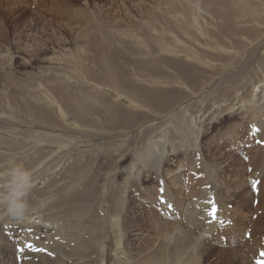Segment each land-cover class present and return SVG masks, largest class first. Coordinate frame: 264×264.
Segmentation results:
<instances>
[{
  "label": "rangeland",
  "instance_id": "374dc122",
  "mask_svg": "<svg viewBox=\"0 0 264 264\" xmlns=\"http://www.w3.org/2000/svg\"><path fill=\"white\" fill-rule=\"evenodd\" d=\"M205 1L225 10L223 0ZM205 1L0 0V173L14 162L31 171L34 187L28 200L35 209L26 222L0 219V264H144L159 246L149 227L150 207L184 225L183 231L198 230L191 238L196 240L194 249L185 257L195 254L199 264L264 261V10H236L233 21L226 22L212 17ZM250 1L264 8V0ZM254 17L259 22H251ZM170 42L184 45L192 55L177 52ZM218 44L224 47L215 48ZM105 56L114 59L117 72L137 89L129 96L142 98L146 87L158 89L159 103L113 99L114 93L102 86L104 71L95 62ZM184 63L196 67L191 77L195 93L181 74ZM159 79L167 83L149 84ZM254 95L261 113L250 103L244 106L242 99ZM65 98L84 99L87 104L79 110L97 126L76 123L67 109L60 113L57 101ZM186 104L192 112L178 120ZM206 105L209 110L215 106L214 115L197 121L194 109ZM98 115L100 121L109 119L106 128L98 124ZM190 118L199 128L196 142L189 135L192 143H184L189 140L184 134L181 141L170 135L162 140L169 130L177 134ZM149 150L154 157L143 155ZM154 158H159V173L165 168L177 171L178 185L164 173L163 179L157 177L150 167ZM242 181L245 187L235 192ZM177 186H182L180 192ZM85 187L92 194L84 198L85 209L63 206L77 200ZM164 187L170 198L164 197L174 203L167 212L158 202L152 205ZM245 191L249 197L243 196ZM113 203L123 207L121 213ZM53 207L72 216L56 217ZM94 222L101 224L100 241L107 245L104 263L95 239L85 250L81 244L90 235L75 237L83 225L93 230ZM78 246L84 257L70 259L67 253Z\"/></svg>",
  "mask_w": 264,
  "mask_h": 264
},
{
  "label": "bare ground",
  "instance_id": "6f19581e",
  "mask_svg": "<svg viewBox=\"0 0 264 264\" xmlns=\"http://www.w3.org/2000/svg\"><path fill=\"white\" fill-rule=\"evenodd\" d=\"M205 1V0H204ZM259 1V0H258ZM218 2V1H217ZM204 3V7L206 6V7H209V9H211L212 10V12H214V14L212 15V17L213 16H215L216 18H217V20H226V22H232L233 21V16H234V14H235V12H236V10H239L240 12L241 11H248L249 9L250 10H252L251 12L252 13H256V12H258L259 14L264 10V5H263V9H261L260 8V6H258V7H256L255 6V3H254V1H250L249 2V0L248 1H245V0H234V4L232 3V2H229L228 0H223V4H224V8H225V10H223V11H219L218 9H213L212 8V5H209V4H207V2L205 1V2H203ZM247 5V7H245ZM215 6V5H214ZM218 8V7H217ZM207 9V8H206ZM210 10V11H211ZM245 21H248V20H246V18H245ZM255 21H258L255 17L254 18H252L251 19V22H255ZM259 22V21H258ZM260 23L262 24V23H264V18L260 21ZM245 25H251L250 23H246ZM96 36V35H95ZM175 40H177V39H175ZM179 43V42H178ZM168 44H170V45H172L174 48H177V52H179V53H182V54H190V52L187 50V49H185V47H184V45H181L180 43L179 44H177V45H175V44H173V42H170V43H168ZM212 46V45H211ZM213 47V46H212ZM222 47H224V44H218V45H216L215 46V48H219V50H221V48ZM108 48V47H107ZM105 50V49H104ZM102 52V51H101ZM100 52V53H101ZM103 53V52H102ZM106 53V52H105ZM96 55V54H95ZM94 55V56H95ZM190 55H192V54H190ZM112 56H114V55H112ZM115 58V57H114ZM211 59H215L214 57H211ZM114 59H112L111 58V56L110 57H108V56H105L104 58L102 57H100V58H96L95 59V62L96 63H98L99 64V66L101 67V69H102V72L104 71V76H103V87L104 88H106V89H108L113 95H114V98L113 99H123V100H125V99H127V100H125L126 102H131L132 104H137V105H140L141 104V102H139V101H142V102H145L144 101V99L146 100V98L151 102V104H158L159 103V101L161 100V98H162V96L161 95H158L157 96V93L154 91V90H158V89H147L148 87H146V91H144V93H142V98L141 97H139V98H133V97H131V96H129L128 94H130V95H136V88L133 86V84H131L129 81H127L128 79L126 78V77H124L123 76V73L122 72H117V70L115 69V65L114 64H112V61H113ZM152 61H151V63L153 64V62H154V60L153 59H151ZM92 62V61H91ZM93 63V62H92ZM115 63V62H114ZM182 63V62H181ZM153 66V65H152ZM194 66V65H193ZM103 67V68H102ZM150 67V66H149ZM153 68V67H152ZM100 69V70H101ZM182 69L185 71V72H183L182 71V76H183V79H184V81H186L188 84H191L192 85V87H193V90H192V93H195V87H196V84L191 80V77H193V75H196V67L195 68H193L192 66H191V64H186V63H184L183 65H182ZM181 71V70H180ZM191 72V73H190ZM198 78H199V76H198ZM189 80V81H188ZM199 80V79H198ZM158 82H160V83H167V82H163L162 81V79H159V80H149V84H159ZM160 86H163V85H160ZM22 87V86H21ZM145 87V86H144ZM198 87V86H197ZM160 88V87H159ZM53 90H52V92L54 93H57V95H60V98L62 99L63 98V96H61V92L58 90V89H56V88H52ZM105 89V90H106ZM194 91V92H193ZM54 93V94H55ZM126 93V94H125ZM210 93H211V95H212V91H210ZM159 94V93H158ZM56 95V96H57ZM154 95V97H151V96H153ZM149 96L151 97V98H149ZM157 96V97H156ZM187 96V95H186ZM256 95H254L252 98L253 99H250L249 101H247L248 100V98L247 97H245V99L243 98L242 100H243V103H244V106H248L249 104L248 103H250L251 104V109L252 110H255V108H257V107H259V110H258V113H261V106H259V101L258 100H255V97ZM58 98V97H57ZM187 98H189V96H187ZM247 99V100H246ZM257 99V98H256ZM138 100V101H137ZM215 101H218V100H221L220 98H216V99H214ZM63 101H65L66 102V107L67 108H65V106L63 105ZM62 102L61 101H57V104H58V106H59V111H60V113L62 112V113H64V111L67 109L69 112H71L72 114H73V116L72 117H74V119H75V122L76 123H84V126H86V128H91V127H93V126H97V123H91L90 121H88L87 120V117H85V116H83V112H82V110L83 109H81V111L79 110V106H84L85 104H87L86 103V101L84 100V99H77V100H72V98L70 99V98H65L64 100H63ZM103 102V101H102ZM128 102V103H129ZM222 102V101H221ZM220 102V103H221ZM139 103V104H138ZM191 103V102H190ZM193 103H195V102H193ZM56 104V103H55ZM219 104V103H218ZM203 105V104H202ZM201 106V105H200ZM200 106H199V108H198V106L196 107V109H194V110H196L197 112H199L198 114H197V117H196V120L198 121H200V118H203V117H212L214 114H213V111H216V109L214 108V107H212V109L211 110H209V107H208V105H206V109H205V107L203 108V110L202 109H200ZM217 106H220V105H217ZM89 107V106H88ZM243 108V107H242ZM65 109V110H64ZM89 109H91L92 111H94V112H96V110L92 107V108H89ZM263 109V108H262ZM66 110V111H67ZM218 110H219V108H218ZM189 111H191L192 112V109H191V107H189L187 104L185 105V106H183L180 110H179V112H178V114H180L178 117H177V119L178 120H182V118H184L185 117V113H188ZM216 115V114H215ZM99 116V115H98ZM44 117V116H43ZM99 118V122H98V124L100 125V127H102V128H106V122H105V119L106 120H109V119H107V118H105L104 119V121H100V116L98 117ZM203 120V119H202ZM35 121V120H34ZM54 121V120H53ZM92 121H95V119H93L92 118ZM50 122V121H49ZM169 123H172V122H169ZM194 123H195V120H193L192 118H190L189 119V121H188V123H184L183 124V126H181L180 128H179V130L177 131L178 133L177 134H175V133H173V131H171V130H169L168 131V135H164L163 137H162V140L163 141H167V138L169 137V135H170V137L172 138V139H175V138H180V140L179 141H181V137H183V134H184V140H187V139H189V135H191L190 136V138L193 136V138H194V141L193 142H196L197 141V139H198V137H199V128L198 127H196L195 125H194ZM55 125V124H54ZM145 125V124H144ZM173 126H175V129H176V123L175 122H173V124H172ZM65 126V125H64ZM169 126H171V125H169ZM188 126H190V127H188ZM63 127V126H62ZM67 127V126H66ZM146 127H149V124L146 126ZM185 129V130H184ZM86 130V129H85ZM107 130H109L108 128H107ZM78 131V130H77ZM81 131H83V130H81ZM89 132V131H88ZM84 133H86V131H84ZM91 133V132H90ZM199 134V135H198ZM94 135V134H93ZM97 135H99V134H97ZM36 136V135H35ZM27 137H28V135H27ZM50 137V136H49ZM56 137V136H55ZM45 138V137H44ZM192 138V139H193ZM47 139V138H46ZM41 141H43V140H41ZM46 141V140H45ZM39 142H40V140H39ZM41 143H43V142H41ZM52 144L53 142H52V140H49L48 141V144ZM183 143V142H182ZM184 143H192L191 141H190V139L187 141V142H184ZM210 143V142H209ZM186 144H183L182 145V147H185V145ZM24 148V147H23ZM21 149H22V147H21ZM33 149V148H32ZM152 153V151H150L149 150V152L148 151H145L144 153H143V155H146V156H148V157H154V155H152L151 154ZM159 154V158H163V154L161 153V150H160V153H158ZM158 154H155V156L156 155H158ZM228 155V154H227ZM231 155H233V154H231ZM230 155V156H231ZM259 155V154H258ZM51 155H50V152H49V157H50ZM232 157V156H231ZM159 158H154L156 161L153 163V164H151L150 165V167H152L153 169H154V171L157 173V177L159 178L160 177V173H161V171H160V173H159V168H161L160 166V162H159ZM135 159V158H134ZM258 159V158H257ZM37 160V159H36ZM241 164V163H240ZM131 165V164H130ZM128 166V165H127ZM133 166V165H132ZM136 166V165H135ZM240 166V165H239ZM258 166V165H257ZM33 168V167H32ZM35 168V167H34ZM182 168V167H181ZM180 168V169H181ZM129 169V168H128ZM130 169H132V168H130ZM239 169V168H238ZM162 170V169H161ZM164 172H162V173H164L165 175H168V179H170V182L171 183H173L175 186H176V184L178 185V175H177V171L175 170H173V168H165L164 170H163ZM239 172H240V170H239ZM155 173V174H156ZM162 173H161V175H162ZM242 174V173H241ZM196 175V174H195ZM165 177V176H164ZM128 178V177H127ZM132 178V177H131ZM160 178H162V177H160ZM238 178V177H237ZM240 178V177H239ZM163 179V178H162ZM166 179V178H165ZM128 181V180H127ZM161 182H162V180H160ZM160 181H159V184H160ZM164 184V183H163ZM163 184H161L162 186H163ZM174 185H172L171 184V186H173L174 187ZM164 186H165V184H164ZM125 187V186H124ZM180 187H182V186H180ZM179 186H177V190L175 189V191H178V192H180V188ZM245 187V184L243 183V181L241 182V184L236 188V190H234L235 192H238V191H240L241 189H243ZM156 188V187H155ZM155 188H152V189H150L149 190V195L153 192L154 193V190H155ZM158 188V187H157ZM162 188V187H161ZM164 188H166V187H164ZM170 188V187H169ZM261 188V187H260ZM160 189V188H159ZM167 190H165V191H163V193H160V198H157L156 200H150V198H149V200L150 201H152V205H153V207H155L154 206V203H156V202H158L160 205V210L161 211H164V212H167L168 211V208H169V205L170 206H173V204L171 203V202H169L170 200H168V199H166L165 197L169 194V190H168V187L166 188ZM171 189V188H170ZM207 189V188H206ZM238 189V190H237ZM90 189L88 188V187H85V190H84V192H83V194H81V196L77 199V200H74V201H68L69 203H66V202H64V204H63V206H65L66 205V207H68V208H72L73 206H76L78 209H85L88 205H86V202H85V200H84V198H86V199H89L91 196H92V194L90 195V191H89ZM160 191V190H159ZM182 191V190H181ZM126 192V191H125ZM152 193V194H153ZM232 193H233V189H231V188H229L228 190H227V197H231L232 196ZM250 193V192H249ZM249 193L247 192V191H245L244 192V194H243V196L245 195V196H247V197H249ZM174 195V194H173ZM180 195V194H179ZM183 195V194H182ZM153 196V195H152ZM165 196V197H164ZM169 196H170V194H169ZM169 196H167V198H170ZM264 196V195H263ZM47 197V196H46ZM50 197V196H49ZM154 197V196H153ZM48 199V198H47ZM154 199H155V197H154ZM262 199V198H261ZM173 200V199H172ZM37 201V200H36ZM41 201V200H40ZM117 201H122L121 199L120 200H117ZM162 201H164L165 203H163ZM175 201V200H174ZM43 202V201H42ZM200 202V201H199ZM207 200L206 199H203V201H202V203H206L207 204ZM41 203V202H40ZM177 203V202H176ZM176 203H175V207H176V209H181V207H182V205H181V203H177V206H176ZM30 204V203H29ZM33 204V202L31 203V205ZM37 204H39V203H37ZM30 205V206H31ZM42 205V204H41ZM71 205V206H70ZM129 205V204H128ZM34 206V205H33ZM51 206V205H50ZM113 206H114V210L116 209V212L119 214V213H121V210L123 209V207L122 206H120V205H118V204H115V203H113ZM131 206V205H130ZM62 207V206H61ZM178 207V208H177ZM31 208H33V207H31ZM39 208V207H38ZM56 207H53L52 209L53 210H55L56 211V217H59V218H66V217H69V216H72L69 212H67L66 211V209H64V211L63 212H61V214H58V209H55ZM57 208H59V205H58V207ZM128 208H130L129 206H127V209ZM204 208V207H203ZM34 209V208H33ZM35 210V209H34ZM43 210V209H42ZM45 211V210H44ZM48 211V210H47ZM62 211V210H61ZM170 211V210H169ZM174 211H176V210H174ZM37 213H39V212H37ZM36 213V214H37ZM41 213V212H40ZM144 213V212H143ZM147 213V212H146ZM172 214V213H171ZM31 215V214H30ZM39 215V214H38ZM136 215V214H135ZM140 215V214H139ZM167 215V214H166ZM176 215V214H175ZM44 216V215H43ZM42 216V217H43ZM46 216V215H45ZM137 217V216H136ZM149 227H150V231H151V233H152V238L154 239V241H155V243H158V245L159 246H156V248L155 249H153V251L149 254V258H147L148 260L146 261L145 260V263L144 264H199L198 262H199V257L198 256H196L195 254V256L193 257V256H186L185 257V255L186 254H188L189 253V251H192L193 249H194V241H196V240H192L191 238H193V237H197V231L198 230H195L194 228H187V230H185V231H183V227H184V225H182L181 223H177V222H174V221H171V219H169L168 218V216H167V218H165V217H161L159 214H157V213H155V211L153 210V208L152 207H150L149 208ZM37 218H39V216L37 217ZM49 218V217H48ZM73 218V217H72ZM134 218V217H133ZM264 218V217H263ZM41 219V218H40ZM47 219V218H46ZM5 220V219H4ZM34 221H35V219H33ZM48 220V219H47ZM46 220V221H47ZM33 221V222H34ZM68 224L69 223H72V221L71 220H68V221H66ZM102 222V221H101ZM170 222H172V224L170 223ZM260 222H262V220L260 219V220H258L257 221V223L259 224ZM36 223V222H35ZM57 223V222H56ZM77 223V222H76ZM257 224V226H259ZM100 223L99 222H94V224L93 223H91L90 224V226L92 227V229L93 230H90V231H88V230H86L84 227V225H83V228H82V231L81 230H79V231H81V232H79V233H77V234H75V237L77 238V239H82V235L84 234V233H88L89 235H90V237L85 241V243L83 242L81 245H83L84 244V246H82L83 247V249H87L88 247H85L86 245H88V243H89V241H90V239H95V241H97L98 242V246H99V250L98 251H100V254H101V252L103 253L104 252V254H101V257H102V262H103V260H104V256L106 255V250H107V245L106 244H102L101 243V241H100V239H101V227H100ZM53 226V225H52ZM55 226V225H54ZM63 226V225H62ZM77 226H78V224H77ZM73 227V226H72ZM54 228V227H53ZM59 229V228H58ZM43 230V229H42ZM64 230V229H63ZM77 230V229H76ZM98 230V231H97ZM65 231V230H64ZM97 231V232H96ZM52 232V231H51ZM57 232V231H56ZM97 233L99 234V236L97 235ZM170 233H171V235H170ZM65 234H67V233H65ZM65 234H63V235H65ZM71 234H73V233H71ZM88 235V236H89ZM175 235H177V237H175ZM46 236V235H45ZM67 236V235H66ZM182 236V240H179L178 238H180ZM199 236V235H198ZM99 238V239H98ZM66 239V238H65ZM149 240H151V239H149ZM236 240V239H235ZM68 241H71V240H68ZM232 241V240H231ZM6 242V241H5ZM48 242V241H47ZM114 242L116 243V241L114 240ZM67 243V242H66ZM118 243H119V240H118ZM78 244V243H77ZM9 245V244H8ZM80 245V246H81ZM155 245H157V244H155ZM50 247V246H49ZM52 247V246H51ZM79 247V246H78ZM151 247H152V245H151ZM90 248V247H89ZM193 248V249H192ZM29 249V248H28ZM66 249V248H65ZM118 249H119V247H118ZM151 249V248H150ZM232 249H236L235 247L234 248H232ZM89 250V249H88ZM87 250V251H88ZM116 250V249H115ZM13 251V250H12ZM232 251H234V250H232ZM64 252V251H63ZM196 252V251H195ZM192 253V252H191ZM197 253V252H196ZM7 254V253H6ZM31 254V253H30ZM66 254V253H65ZM68 254V256H69V258L71 259V258H75V257H78V256H81V257H84L83 255H81V247H79V248H77V247H75V248H71V250L69 251V253H67ZM62 255H64V254H62ZM116 255V254H115ZM190 255V254H189ZM8 256V255H7ZM9 256H11V255H9ZM28 256V255H27ZM37 256H38V254H37ZM91 256V255H90ZM245 256H246V254H245ZM119 257V256H118ZM147 257V256H146ZM8 258V257H7ZM247 256L246 257H243V259H244V261H246L247 260ZM86 259V258H85ZM7 260V259H6ZM44 260V259H43ZM78 260H79V258H78ZM87 260V259H86ZM14 261V260H13ZM81 261V260H80ZM79 261V262H80ZM114 261L116 262L117 261V258L116 257H114ZM4 262V261H3ZM10 262V261H9ZM73 262V261H72ZM49 263V262H48ZM77 263V262H76ZM104 263V262H103ZM5 264V263H4ZM7 264H13V263H7ZM84 264V263H83Z\"/></svg>",
  "mask_w": 264,
  "mask_h": 264
},
{
  "label": "clouds",
  "instance_id": "9594fccd",
  "mask_svg": "<svg viewBox=\"0 0 264 264\" xmlns=\"http://www.w3.org/2000/svg\"><path fill=\"white\" fill-rule=\"evenodd\" d=\"M32 173L22 163H12L0 173V219L17 222L30 220L29 194L33 189Z\"/></svg>",
  "mask_w": 264,
  "mask_h": 264
},
{
  "label": "snow or ice",
  "instance_id": "6c2138e0",
  "mask_svg": "<svg viewBox=\"0 0 264 264\" xmlns=\"http://www.w3.org/2000/svg\"><path fill=\"white\" fill-rule=\"evenodd\" d=\"M169 207H171V206L169 205ZM211 215L213 216L214 219L216 218V211H215L214 207L212 209ZM28 246L31 247L30 244ZM262 255H264V253H262ZM259 264H264V261H260Z\"/></svg>",
  "mask_w": 264,
  "mask_h": 264
}]
</instances>
